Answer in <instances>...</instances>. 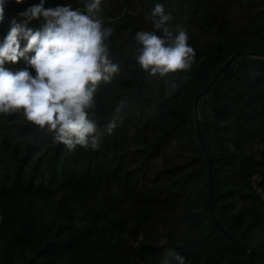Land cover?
Masks as SVG:
<instances>
[{"label":"trees","instance_id":"obj_1","mask_svg":"<svg viewBox=\"0 0 264 264\" xmlns=\"http://www.w3.org/2000/svg\"><path fill=\"white\" fill-rule=\"evenodd\" d=\"M83 3L45 0L46 7ZM156 3L196 53L189 69L165 77L134 59L135 34L152 30ZM26 9L24 0H7L0 43L10 29L6 18L21 22ZM101 16L114 29L110 57L120 71L97 92L98 148L70 151L22 113L0 114V264H177L173 255L184 264H264L213 220L193 121L195 93L228 56L264 52V0H102ZM5 67L34 74L23 59ZM198 109L214 209L235 237L264 254V58L238 57Z\"/></svg>","mask_w":264,"mask_h":264},{"label":"clouds","instance_id":"obj_2","mask_svg":"<svg viewBox=\"0 0 264 264\" xmlns=\"http://www.w3.org/2000/svg\"><path fill=\"white\" fill-rule=\"evenodd\" d=\"M21 3L22 0H15ZM7 0H0V22L5 17ZM102 0H84L83 7L71 4L46 7L45 0L19 13L24 18L10 21V29L0 43V114L22 113L38 129L54 134L58 143L70 151L77 146L96 149L101 131L95 110L101 83H111L120 66L110 57V37L114 29L101 16ZM151 31L135 34V62L149 75L165 77L187 70L195 51L188 33L174 31L172 16L156 3L148 17ZM42 20L33 31L27 24ZM21 41L25 45L21 47ZM31 54V55H30ZM23 59L27 68L11 71L8 63ZM122 100L112 109L106 125L110 134L125 106ZM177 264L184 258L173 255Z\"/></svg>","mask_w":264,"mask_h":264},{"label":"water","instance_id":"obj_3","mask_svg":"<svg viewBox=\"0 0 264 264\" xmlns=\"http://www.w3.org/2000/svg\"><path fill=\"white\" fill-rule=\"evenodd\" d=\"M243 55L258 56V57L264 58V52L263 51H249V50L236 51V52L232 53L230 56H228L226 58V60L224 61V63L220 67H218L215 74L202 87V89L195 93L194 100H193V107H194L193 121H194L195 133H196L197 138H198L199 146L202 150L204 158L207 161V174H208V181H209V190H208L209 195H208L207 205L209 207V210L211 212V215L213 217V220H214L217 228L221 232H223L226 236L233 239L237 243L241 244L248 251H251V252L257 254L264 261V254L259 252L256 249L250 247L245 240L238 238V237H235L228 230V228L225 227L221 223V221H220V219H219V217H218V215L214 209V183H213V176H212V160H211V155L208 153L207 147L204 143V130H203V126L201 124L200 113H199V109H198V102H199L200 98L203 97L206 94L207 90L210 89L214 85V83L216 82L217 78L221 75V73L225 69H228L238 57L243 56Z\"/></svg>","mask_w":264,"mask_h":264},{"label":"rangeland","instance_id":"obj_4","mask_svg":"<svg viewBox=\"0 0 264 264\" xmlns=\"http://www.w3.org/2000/svg\"><path fill=\"white\" fill-rule=\"evenodd\" d=\"M25 1V5H26V7L28 8L29 6H32V5H35L36 3H35V0H24ZM11 16H8L7 18H6V21H11L12 20V18H10ZM5 21V22H6ZM7 23V22H6ZM174 29H176V27H174ZM135 139H138V137L137 138H135ZM134 141V140H133ZM135 142H137V141H134V143Z\"/></svg>","mask_w":264,"mask_h":264},{"label":"built area","instance_id":"obj_5","mask_svg":"<svg viewBox=\"0 0 264 264\" xmlns=\"http://www.w3.org/2000/svg\"><path fill=\"white\" fill-rule=\"evenodd\" d=\"M140 117V112L137 110L136 112H135V114L132 116V121H136L138 118Z\"/></svg>","mask_w":264,"mask_h":264}]
</instances>
